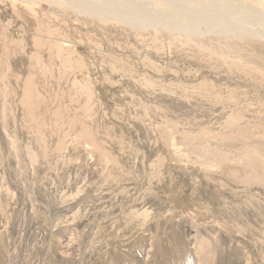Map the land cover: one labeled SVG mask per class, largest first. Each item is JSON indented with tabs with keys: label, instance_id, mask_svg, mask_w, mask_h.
I'll use <instances>...</instances> for the list:
<instances>
[{
	"label": "rangeland",
	"instance_id": "rangeland-1",
	"mask_svg": "<svg viewBox=\"0 0 264 264\" xmlns=\"http://www.w3.org/2000/svg\"><path fill=\"white\" fill-rule=\"evenodd\" d=\"M58 1L0 0V264H264L261 46Z\"/></svg>",
	"mask_w": 264,
	"mask_h": 264
},
{
	"label": "bare ground",
	"instance_id": "bare-ground-1",
	"mask_svg": "<svg viewBox=\"0 0 264 264\" xmlns=\"http://www.w3.org/2000/svg\"><path fill=\"white\" fill-rule=\"evenodd\" d=\"M43 1H52V4L59 2L58 0ZM63 1L62 6H70L73 8L72 10H79L84 14L111 19L117 18L119 22L124 24L129 21L135 26V29L146 30V28H158L160 32L165 30L172 36L181 34L186 38L193 35H209L208 38H193V41L197 40V43L202 44L200 47L203 48V51H207L208 47H213L218 52H222L218 48L229 45L228 43L231 42L228 41L229 38L231 40L234 38H246V36L248 37V41L254 39V41H257L258 44H255L261 46L258 49L260 53L264 50L262 49L264 48V13L255 12L254 10L249 11L245 7H239V11L236 13H224L219 9H215L212 6L213 2L210 0H149L147 4L141 3L140 0ZM195 1L198 4H203V7L197 9L200 7L194 5ZM248 41H244V43H248ZM223 43L225 44L223 45ZM239 52H241V46L239 51L233 52L232 55L234 56ZM239 58L242 59L243 57L240 55ZM236 59L230 60L233 67L221 68V65L217 61H213L212 67L220 72L222 70L239 77L244 76L243 78L255 79L253 72L248 71L246 68H238L236 66L238 62ZM252 66H256L260 70L262 66L264 67V62L262 60L259 63L254 61ZM237 79L239 81L241 80V78Z\"/></svg>",
	"mask_w": 264,
	"mask_h": 264
}]
</instances>
